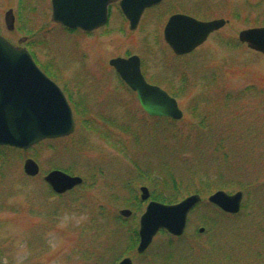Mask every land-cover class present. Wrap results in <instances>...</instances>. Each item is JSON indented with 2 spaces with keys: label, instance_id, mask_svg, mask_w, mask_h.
Instances as JSON below:
<instances>
[{
  "label": "rangeland",
  "instance_id": "1",
  "mask_svg": "<svg viewBox=\"0 0 264 264\" xmlns=\"http://www.w3.org/2000/svg\"><path fill=\"white\" fill-rule=\"evenodd\" d=\"M260 1L170 0L148 11L135 30L115 6L107 25L88 34L54 23L50 0H0V34L26 46L41 64L52 63L76 123L72 135L11 147L0 162V264H119L125 258L148 264L137 253L139 242L131 248L130 230L139 235L141 216L157 201L153 195H171L176 180L184 182V200L201 177L210 186L226 185L227 194L243 192L241 211L218 219L208 202L217 191L207 190L183 236L158 234L150 255L157 259L159 246L164 251L171 241L191 264L210 258L264 264L257 256L264 252V56L239 42L241 31L259 22ZM11 10L13 31L5 19ZM182 11L200 21L229 22L191 54L177 56L163 31L169 16ZM128 56H138L144 78L177 100L184 114L176 125L184 136L179 143L110 67V60ZM80 98L87 105H79ZM27 159L38 163L40 175L24 173ZM66 169L83 184L55 195L43 179ZM142 187L149 189L147 201ZM125 209L129 218L120 214Z\"/></svg>",
  "mask_w": 264,
  "mask_h": 264
},
{
  "label": "water",
  "instance_id": "2",
  "mask_svg": "<svg viewBox=\"0 0 264 264\" xmlns=\"http://www.w3.org/2000/svg\"><path fill=\"white\" fill-rule=\"evenodd\" d=\"M50 1L54 23L73 30L93 32L107 24L110 6L116 2H119L131 30H134L143 12L162 0ZM11 20L14 22L13 17ZM225 24L224 20L202 22L186 15H174L166 25L164 38L175 54L185 55L202 46L213 32ZM239 39L251 49L264 54V28L243 31ZM110 64L137 93L142 108L149 115L174 120L183 118V111L175 98L160 87L146 82L138 56L113 59ZM75 128L73 112L59 86L41 72L26 48L16 47L0 35V146L29 149L47 139L70 136ZM24 171L26 175L36 177L40 174V166L33 159H27ZM44 180L60 195L83 184L81 177L60 170L48 173ZM141 192L143 201L150 199L147 187H142ZM243 198L242 192L231 195L218 191L209 197V202L226 213L238 214ZM201 201V196L194 194L172 205L149 202L139 220L137 252L145 253L162 230L176 237L182 236L189 214ZM120 214L129 218L132 212L125 209ZM200 232L203 233L204 229H200ZM119 264L134 263L131 258H125Z\"/></svg>",
  "mask_w": 264,
  "mask_h": 264
},
{
  "label": "trees",
  "instance_id": "3",
  "mask_svg": "<svg viewBox=\"0 0 264 264\" xmlns=\"http://www.w3.org/2000/svg\"><path fill=\"white\" fill-rule=\"evenodd\" d=\"M75 31V30H74ZM83 103V101L86 103V101L84 100V98H80L78 104L80 105L81 102ZM82 105V104H81ZM87 105V103H86ZM77 111H79V109L76 108ZM156 119H159L160 121H164L166 123V130L168 132V134L170 135L171 139L174 141L173 143H179L178 141L180 140H183L184 139V136H183V133H180L178 132L177 128H176V125H177V121L175 120H172V119H169V118H156ZM188 136V135H187ZM223 142V141H222ZM7 150H13L15 151L14 148H11V147H7V146H0V162H5L7 160V157H9V154H8V151ZM65 172H68V173H71V169L69 170H64ZM74 173V172H73ZM195 181V187H193L195 190L192 192L190 191L189 189H187V193H198V194H205L206 191L208 190L210 193H213V191H219V190H223V189H227L226 185H215V184H211V186L208 184H204L203 181H204V177H201V178H197V179H194ZM184 182H178L176 180L173 181V187L175 189V191L167 196V197H163V196H156V195H153V198L157 201H160L162 203H165V204H174V203H177L179 202L181 199H182V193L181 191L179 190L180 189V185H183ZM134 195V194H133ZM218 209V208H217ZM219 211L217 210H213V213L216 214L217 218L218 219H222V221H229L235 217H237V215H229V214H226L224 212H222L220 209H218ZM195 212V211H194ZM120 218V220L122 221V218L121 217H118ZM160 234H164L166 236H168V238L170 239H175L174 237H172L171 235H169L167 232L165 231H162ZM130 238L132 240V244H131V248L135 249V246H137L138 242H139V235H138V232L137 230H130ZM217 237H219V233H217ZM169 245L167 246L168 249H164L163 251V248L164 246H159V250H160V254L158 255V258L155 259L153 258L152 255H150V248L148 249V251L146 253H144L142 255V257H147L148 258V264H159V261L162 262V264H191L188 259L186 258H182L180 257L176 251H174V247L172 246V242L169 241L168 243ZM264 246V244H263ZM230 252H228L229 254ZM141 256V255H140ZM232 256L233 255H228V258L225 257L226 259H230L232 260ZM257 256L260 257V259L262 258V260L264 259V252L260 251ZM179 258L180 261H177V259ZM211 260L209 264H222L221 262H219L217 260V258H210ZM204 260V259H203ZM202 261H199L200 263L203 262ZM225 260V259H223ZM157 261V262H156Z\"/></svg>",
  "mask_w": 264,
  "mask_h": 264
},
{
  "label": "flooded vegetation",
  "instance_id": "4",
  "mask_svg": "<svg viewBox=\"0 0 264 264\" xmlns=\"http://www.w3.org/2000/svg\"><path fill=\"white\" fill-rule=\"evenodd\" d=\"M168 1H170V0H162L159 4H156V5H154V6H152V7H150V8H147L144 12H143V14H142V17H141V20H140V22H139V25H140V23H141V21H142V18L146 15V13L148 12V11H151V10H153V9H155V8H159V7H162L163 5H166V4H168ZM115 6H118V8H119V12H121L120 14H121V16H122V19L124 20H126L127 21V23L129 24V28H130V23H129V21L124 17V15H123V13H122V11H121V8H120V5H119V2H116L115 4H113L112 6H111V10L115 7ZM256 9H259V11H258V14H259V22H255L254 24H251L250 26H247V27H245V29H243L241 32H243V31H247V30H252V29H262V28H264V0H261L259 3H258V5H257V7H256ZM194 10V9H193ZM10 12V11H9ZM8 12V13H9ZM11 16H8V13H7V15H6V25H7V29L9 30V31H13V30H15V25H16V17H15V14H14V11H12L11 10ZM111 13V12H110ZM245 14H246V12H245ZM174 15H186V16H189V17H191V15H189V14H187L186 12H184V11H182V12H175V13H173V14H171L170 16H169V18H168V20H167V22H166V25H167V23H168V21L170 20V18L172 17V16H174ZM111 16V15H110ZM109 16V17H110ZM13 17V19H14V22H12V20H11V18ZM193 18V17H192ZM257 18V19H258ZM220 19H223V20H225V22H226V25L228 24V22H229V20H226V19H224V18H220ZM215 20H219V19H215ZM139 25H138V27H139ZM166 25H165V27H164V31H165V28H166ZM225 25V26H226ZM10 26H12V29H10ZM224 26V27H225ZM137 27V28H138ZM136 28V29H137ZM131 29V28H130ZM135 30V29H134ZM164 31H163V35H164ZM219 31V30H218ZM218 31H216V32H218ZM95 32V31H94ZM215 32V33H216ZM91 33H93V32H91ZM91 33H88V34H91ZM214 34V33H213ZM242 45H244V46H247L248 48H249V45L248 44H246V43H242ZM21 46H24V45H21ZM250 49V48H249ZM252 50V49H251ZM31 51V50H30ZM252 51H254L255 53H257L258 55H261V56H264L262 53H260V52H257V51H255V50H252ZM32 53V55H33V57H34V59H35V62H36V64H37V66H38V68L50 79V80H53V81H55V74H54V70H52V67H51V65H52V63H47L46 65H43V64H41L39 61H38V59H36V56L33 54V52H31ZM130 57H132V56H128V57H124V59H129ZM120 58H123V57H120ZM111 61V60H110ZM110 61H109V63H110ZM111 65V64H110ZM110 67H112L114 70H115V72H116V69L113 67V66H110ZM116 74H117V72H116ZM118 75V74H117Z\"/></svg>",
  "mask_w": 264,
  "mask_h": 264
}]
</instances>
